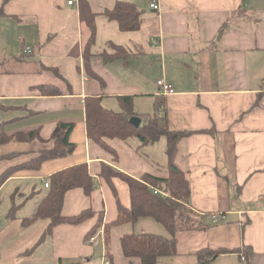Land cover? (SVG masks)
<instances>
[{
	"label": "crops",
	"instance_id": "crops-1",
	"mask_svg": "<svg viewBox=\"0 0 264 264\" xmlns=\"http://www.w3.org/2000/svg\"><path fill=\"white\" fill-rule=\"evenodd\" d=\"M69 1L0 0V122L9 135L35 133L0 144V176L11 170L0 188V209L7 211L1 214L9 216L2 226L0 221V264H141L124 255L121 235L169 236L151 217L118 225L111 232V258L104 225L92 243L86 237L100 216L109 223L119 213L115 193L100 175L103 163L135 178L168 174L166 136L144 144L164 141L160 160L154 146L147 148L150 162L128 139H107L118 153L114 158L88 138L86 98L100 96L104 107L121 111L119 98L126 95L142 123L157 104L172 130L188 132L173 157L189 178L191 222L177 233V253L158 263L264 264V0H158L159 10L151 8L153 0H127L141 10V27L134 31H122L105 14L117 0H88L96 12L89 67L91 28L81 18V0ZM161 79L175 93L161 92ZM43 84L57 85L61 93L41 94ZM59 122L75 124L72 155L46 159L38 169L21 167L53 146ZM129 156L133 162L124 165ZM86 162L95 180L91 195L74 188L62 209L74 216L91 208L93 216L60 223L49 234L50 219L26 222L48 192L44 181ZM114 183L130 207L128 184L119 177ZM219 213L225 219L214 222ZM205 247L236 250L205 261L196 254Z\"/></svg>",
	"mask_w": 264,
	"mask_h": 264
},
{
	"label": "trees",
	"instance_id": "trees-1",
	"mask_svg": "<svg viewBox=\"0 0 264 264\" xmlns=\"http://www.w3.org/2000/svg\"><path fill=\"white\" fill-rule=\"evenodd\" d=\"M80 15L91 28V39L86 48L85 65L89 67V47L95 41L96 24L94 23L96 12L91 10L88 0H81ZM105 14L119 23L122 31H134L141 27V10L133 2L117 0L115 5ZM37 90L44 95L60 94L57 85L43 84ZM121 111H115L103 106L100 96H89L85 101L87 135L90 140L101 145L109 151L114 158L118 153L107 143V139L119 138L127 140L136 136L141 145L155 143L161 137H167L168 174L167 176H156L152 173H144L142 177L135 178L124 171L114 168L112 165L103 163L100 175L109 183L117 199L119 213L116 220L104 223L103 217H99L97 223L88 230L87 239L93 236L104 225L105 247L108 257L111 258V232L118 225L136 222L140 218L151 217L160 222L167 230V235L155 233H124L121 235V247L124 255L132 259L138 257L141 264H159L161 256H171L178 251V232L188 230L192 217L190 208L191 191L187 173L174 161L175 147L188 132L175 131L170 128V122L166 115L160 113L161 107L155 104L153 114L144 116V122L137 127L130 121L135 116L132 96H121L119 98ZM160 105V104H159ZM143 117V116H142ZM6 123L0 122V144L16 140H25L34 137L35 133H16L9 135ZM75 124L59 122L50 139L53 146L44 149L39 157L24 163L21 167L39 168L46 159L71 156L76 144L70 140V134ZM11 170L0 176V188L9 177ZM123 179L129 186L131 195L130 207H126L120 198L114 178ZM50 186L45 198L39 203L37 212L27 219L31 223L37 219H50L47 233L60 223L80 224L93 216V210L88 208L74 216H67L63 212L66 193L74 188H80L84 194L91 195L95 186V180L91 174L88 163L74 164L69 168L58 170L49 176ZM208 247L196 252L200 259L212 260L222 253L235 251L236 248H217L207 250ZM206 257V258H205ZM209 257V258H208ZM130 264H132L130 262Z\"/></svg>",
	"mask_w": 264,
	"mask_h": 264
},
{
	"label": "rangeland",
	"instance_id": "rangeland-1",
	"mask_svg": "<svg viewBox=\"0 0 264 264\" xmlns=\"http://www.w3.org/2000/svg\"><path fill=\"white\" fill-rule=\"evenodd\" d=\"M116 142H124L123 140H121V139H116L115 141H114V143L113 144H116ZM128 142H130V143H132V144H136L135 145V149H136V151H138V153H140V155L142 156V158H144V159H146V160H148L149 162H150V160H152L153 158V156H151V155H147V153H148V150H147V148H150L151 146H154L153 147V151H154V157L157 159L158 158V160H160L159 158V156H161L162 155V150L160 149V145H163V143H164V141L162 140V142H157L155 145H148V146H150V147H146V145H144V146H142V149L140 148V149H138L137 150V145H139L140 144V141H139V138L138 137H136V136H132V137H129L128 138ZM128 142L127 143H125V144H128ZM162 143V144H161ZM121 144H123V143H121ZM117 146V145H116ZM123 146V145H122ZM125 147V146H124ZM127 150V149H126ZM123 151V150H122ZM129 151H131V150H129ZM123 153H125V152H123ZM123 155V154H122ZM139 157V156H138ZM150 160H149V159ZM164 158V157H163ZM133 162V159H132V157L131 156H129L128 157V160H127V162H126V164H124V165H129V164H131ZM140 164H141V162H139ZM152 163V162H151ZM143 164H146V167H148L147 165V163L144 161V162H142V165ZM136 167V166H135ZM135 167H133V168H135ZM148 170H152V169H148ZM153 171V170H152ZM138 172H140V171H138ZM3 212H7L6 211V209H5V206L4 207H2V209H0V221H2V223H1V226L3 225V223L4 222H6L7 221V219L9 218V216H5L4 214L2 215L1 213H3ZM88 242V241H87ZM88 243H92V242H88Z\"/></svg>",
	"mask_w": 264,
	"mask_h": 264
},
{
	"label": "built area",
	"instance_id": "built-area-1",
	"mask_svg": "<svg viewBox=\"0 0 264 264\" xmlns=\"http://www.w3.org/2000/svg\"><path fill=\"white\" fill-rule=\"evenodd\" d=\"M69 3L70 4H72V3H74V0H70L69 1ZM156 8V9H160L161 8V3L158 1V0H153L152 1V4H151V8ZM26 51H28V52H30L31 51V49H27ZM158 83H159V85H160V88H161V92H163L164 94H166V95H169V94H171V93H175V91H174V87H173V85L171 84V83H167L166 81H165V79H161V80H159L158 81ZM45 182V185L47 186V187H49L50 186V182L48 181V180H46V181H44ZM212 218H213V220H214V222H216V221H221V220H224L225 219V215H223V214H214V215H212ZM96 239V237H94V236H90V238L88 239L90 242H93L94 240ZM243 260H245V258L243 257L242 258ZM104 264H111V262H110V260L109 259H105L104 260Z\"/></svg>",
	"mask_w": 264,
	"mask_h": 264
},
{
	"label": "water",
	"instance_id": "water-1",
	"mask_svg": "<svg viewBox=\"0 0 264 264\" xmlns=\"http://www.w3.org/2000/svg\"><path fill=\"white\" fill-rule=\"evenodd\" d=\"M130 121L133 123V124H135V126H137V127H139V126H141V124H142V122H141V118L140 117H138V116H133V117H131L130 118Z\"/></svg>",
	"mask_w": 264,
	"mask_h": 264
}]
</instances>
